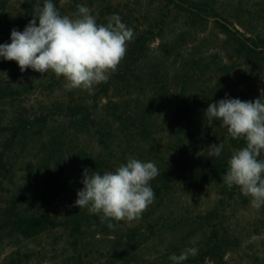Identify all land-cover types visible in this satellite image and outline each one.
I'll list each match as a JSON object with an SVG mask.
<instances>
[{"label":"rangeland","instance_id":"rangeland-1","mask_svg":"<svg viewBox=\"0 0 264 264\" xmlns=\"http://www.w3.org/2000/svg\"><path fill=\"white\" fill-rule=\"evenodd\" d=\"M187 1L202 7L198 17L162 0H52L61 16L84 5L98 24L118 14L134 32L94 94L0 57V264H172L170 255L192 247L197 255L183 264H264V205L252 208L238 186L223 183L237 149L205 117L213 102L264 93V61L215 28L220 21L264 40V0ZM43 3L0 0V44ZM219 143L220 156L209 157ZM132 158L160 172L140 219L110 229L73 206L85 169L114 172ZM40 216L47 226L37 233L17 231Z\"/></svg>","mask_w":264,"mask_h":264},{"label":"clouds","instance_id":"clouds-1","mask_svg":"<svg viewBox=\"0 0 264 264\" xmlns=\"http://www.w3.org/2000/svg\"><path fill=\"white\" fill-rule=\"evenodd\" d=\"M106 19V24H98L84 5H77L74 17L61 16L52 0H44L24 30L13 28L11 43L0 44V57L15 61L21 72L51 71L57 78L63 77L65 90L94 94V86L106 83L117 70L134 36L118 14ZM205 117L220 121L232 139L245 141L246 146L232 153L222 181L228 188L238 186L245 197L251 198V207L259 210L264 205V159H258L264 153V93L254 101L226 97L213 102L205 110ZM222 149V143L210 145L209 157H219ZM158 175L155 163L135 158L114 172L100 174L85 169L84 187L77 192L73 206L98 214L110 229L115 227L111 221L138 220L154 202L150 181ZM197 253V248H186L179 255H170L169 260L183 264Z\"/></svg>","mask_w":264,"mask_h":264},{"label":"trees","instance_id":"trees-1","mask_svg":"<svg viewBox=\"0 0 264 264\" xmlns=\"http://www.w3.org/2000/svg\"><path fill=\"white\" fill-rule=\"evenodd\" d=\"M162 1L165 2V5L168 4L169 6L173 4V6H175L177 9L179 7V10L185 13L186 12L190 13L191 15H194L196 17H198V14H196V12L202 10L201 6H198L197 4H192L187 0H162ZM178 1H182V3L187 4L188 7L184 8V6H178L177 4ZM195 9H197L198 11ZM215 28L220 34L224 35V37L227 40L236 44L240 49L245 47L246 49L245 51L247 53L245 54L249 59H252L253 62H258L259 60L264 61V40L245 38V36L240 35L237 30L229 28L225 23L220 21L215 22ZM242 40L246 41L248 45ZM73 110L76 114H81L85 116L86 114H88L87 108H85L84 106H76L73 108ZM213 123L218 126L221 125V122L215 119H213ZM220 128L225 132L227 131V129L223 128L222 125ZM229 140L237 150L246 146V143L243 139L234 140L230 137ZM258 159H264V158L261 155ZM21 221L24 224V226L23 227L18 226L16 229L17 231L18 230L20 231L21 235H25V236H29L34 233H37V231L39 230L38 228L42 229L47 226L46 225L47 218L42 216L38 218H28L26 220H21Z\"/></svg>","mask_w":264,"mask_h":264}]
</instances>
